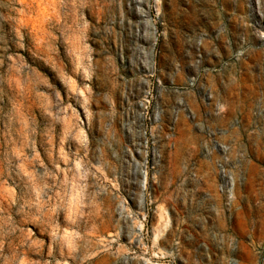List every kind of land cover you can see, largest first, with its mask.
<instances>
[{"label":"rangeland","instance_id":"374dc122","mask_svg":"<svg viewBox=\"0 0 264 264\" xmlns=\"http://www.w3.org/2000/svg\"><path fill=\"white\" fill-rule=\"evenodd\" d=\"M0 264H264V0H0Z\"/></svg>","mask_w":264,"mask_h":264}]
</instances>
